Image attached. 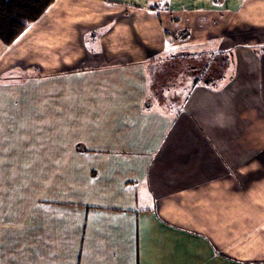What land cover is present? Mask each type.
<instances>
[{"label":"crops","instance_id":"crops-1","mask_svg":"<svg viewBox=\"0 0 264 264\" xmlns=\"http://www.w3.org/2000/svg\"><path fill=\"white\" fill-rule=\"evenodd\" d=\"M0 264H264V0H54L0 41Z\"/></svg>","mask_w":264,"mask_h":264},{"label":"trees","instance_id":"trees-1","mask_svg":"<svg viewBox=\"0 0 264 264\" xmlns=\"http://www.w3.org/2000/svg\"><path fill=\"white\" fill-rule=\"evenodd\" d=\"M54 0H0V41L11 44ZM160 4H152V8Z\"/></svg>","mask_w":264,"mask_h":264}]
</instances>
